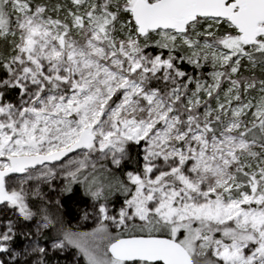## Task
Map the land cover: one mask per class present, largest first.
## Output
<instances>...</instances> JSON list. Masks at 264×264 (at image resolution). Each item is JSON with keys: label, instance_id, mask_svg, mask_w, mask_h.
I'll list each match as a JSON object with an SVG mask.
<instances>
[{"label": "snow or ice", "instance_id": "snow-or-ice-1", "mask_svg": "<svg viewBox=\"0 0 264 264\" xmlns=\"http://www.w3.org/2000/svg\"><path fill=\"white\" fill-rule=\"evenodd\" d=\"M0 264H264V0H0Z\"/></svg>", "mask_w": 264, "mask_h": 264}]
</instances>
